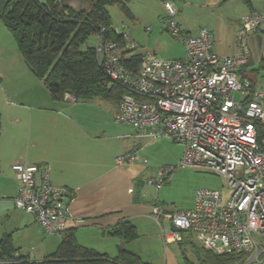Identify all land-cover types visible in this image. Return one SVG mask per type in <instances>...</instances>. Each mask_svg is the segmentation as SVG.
Returning a JSON list of instances; mask_svg holds the SVG:
<instances>
[{
	"label": "built area",
	"instance_id": "2783aa9c",
	"mask_svg": "<svg viewBox=\"0 0 264 264\" xmlns=\"http://www.w3.org/2000/svg\"><path fill=\"white\" fill-rule=\"evenodd\" d=\"M162 4L165 30L184 45L181 58H162L143 50L140 64L130 68L122 59L135 52L137 44L126 32L115 30L122 34V43L105 37L102 30L95 34L97 61L112 80L128 89L114 120L132 126L140 136H164L179 142L183 146L179 165L227 179L231 189L227 199L218 189L199 188L190 208L171 212L160 204L153 206L157 221L165 218L177 227L164 233L167 241H179L182 234L193 232L208 250L244 252V264H264V151L258 148L256 133V125H264V85L253 86L243 74L249 57L244 37L264 26V14L245 13L237 34L240 49L233 55H219L208 28L187 34L175 19L173 2L163 0ZM260 52L264 61V45ZM235 92L240 94L237 100ZM64 97L76 100L68 92ZM138 157L136 149L116 156L115 162L130 163ZM175 167L164 166L147 183L161 189ZM11 169L18 181L15 207L34 215L48 234L65 236L71 190L50 182L46 163L14 162Z\"/></svg>",
	"mask_w": 264,
	"mask_h": 264
},
{
	"label": "crops",
	"instance_id": "0c3cea01",
	"mask_svg": "<svg viewBox=\"0 0 264 264\" xmlns=\"http://www.w3.org/2000/svg\"><path fill=\"white\" fill-rule=\"evenodd\" d=\"M5 1L0 0L1 11ZM181 1L183 10L193 5L218 9L216 15L206 19L204 26L211 31L213 49L219 55H233L240 49L237 34L241 17L245 13L254 10L264 14V0H241L230 7H225L229 0ZM133 18L132 14L131 19ZM182 22H178L179 26L189 35H195L200 27H194L185 19ZM161 29L165 30L163 26ZM150 32L151 27L146 33ZM244 41L249 57L243 74L252 81L253 86H263L264 82L259 77L264 75V61L260 52L261 46L264 45V30L258 28L246 35ZM151 51L157 53L155 50ZM22 64L12 67L11 70L16 73L15 80L24 78L27 84L15 83L9 90H0V124L4 125L5 121H10L14 125L9 134L13 142L12 158L5 163L0 162V216L10 220L6 226L0 225V237L4 233H10L14 238L16 230L26 231L32 242L36 243L37 249L45 252L42 258L56 249L60 240L49 239L53 234L48 233L50 236L38 239L40 231H43L40 234L42 236L46 234L45 230L38 224L34 215L15 207L13 202L18 181L11 164L46 163L49 165L50 182L66 186L72 192L67 207L68 228L74 231L77 241L113 258L119 248H125V242L120 237L109 234V228L121 220H129L138 231V223L134 221L136 218L160 222L152 214L153 206L161 205L159 199L151 204L147 213L137 207L140 206L136 203L140 198L137 193L134 195L136 190L132 184L136 186L137 182H141L136 188L140 190L142 187L135 167V162L142 160L140 156L130 163L115 162L116 156L136 150L135 142L143 136L132 126L114 120L118 104L113 101L98 97L75 101L69 98L53 100L43 82L30 71L23 59ZM6 131L9 133L8 128L3 127V132ZM24 138L28 141H24ZM171 179L172 177L168 181ZM130 188L132 191H129ZM193 202L194 197L187 208H190ZM87 235L116 237L118 240L115 253L110 255L101 246L97 247L83 239ZM16 248L20 253L19 247Z\"/></svg>",
	"mask_w": 264,
	"mask_h": 264
},
{
	"label": "trees",
	"instance_id": "16d2710c",
	"mask_svg": "<svg viewBox=\"0 0 264 264\" xmlns=\"http://www.w3.org/2000/svg\"><path fill=\"white\" fill-rule=\"evenodd\" d=\"M68 0H6L0 13V21L13 35L23 61L40 79L53 100H62L70 93L76 100L94 97L119 103L128 89L112 80L105 68L97 61L94 46L82 45L91 34L103 32L104 36L124 42L123 36L111 27L106 6L117 4L132 17L128 8L130 0L90 1L86 11L74 12L67 6ZM127 54V53H126ZM140 52H132L122 59L127 67H137ZM2 77L0 76V83ZM258 148L264 151V125H256ZM141 182H137L139 187ZM108 233L124 240L138 237L136 226L129 220H121L108 229ZM54 252L41 260H31L14 247L10 233L0 237V264H97L104 261L122 264H151L125 248H119L113 258L81 245L71 228ZM197 262L188 264H244V252L216 253L201 246Z\"/></svg>",
	"mask_w": 264,
	"mask_h": 264
},
{
	"label": "rangeland",
	"instance_id": "374dc122",
	"mask_svg": "<svg viewBox=\"0 0 264 264\" xmlns=\"http://www.w3.org/2000/svg\"><path fill=\"white\" fill-rule=\"evenodd\" d=\"M171 1L177 9L175 19L181 23L185 19L194 27L197 26V28L199 26L205 27L206 19L218 13L217 8L206 9L207 7L203 5L201 7L198 5L188 6L183 10L181 0ZM240 2L241 0H229L225 7L235 6L236 3ZM106 8L110 15L112 29L126 32L133 39V42L137 44L135 51L155 50L163 58L184 55L183 44L174 39L166 30L161 29L162 26L164 28L163 18L165 17L162 0H130L128 8L133 14V19L127 16L117 4L107 5ZM146 26L151 27L149 34L145 31ZM95 41L96 35L91 34L82 45V48L94 46ZM22 59L23 57L18 50L13 35L0 21V75L3 77L0 83V90L2 88L9 90L15 86V83L22 82V84H27L24 78L15 80L14 74L16 73L11 70L12 67L22 64ZM10 60L14 62L11 63ZM15 63L17 64L12 65ZM11 74L13 75L11 76ZM259 79L264 82V75L260 76ZM233 95L235 100L240 96L238 92ZM0 126V162L5 163L9 158H12L14 152L11 146L13 142L9 135L14 125L10 121H5L4 125L0 124ZM3 127H7L9 133L7 131L3 132ZM131 139L133 140V138ZM24 141L27 142L28 140L24 138ZM134 149H138L141 158L147 159L146 162L142 160L135 162V167L139 174L138 177L142 181V187L138 190L132 184L136 190L134 195L137 193L140 198L136 202L140 205L137 207L138 209L141 208L145 213L148 212V208H151V204L158 199L165 210L176 211L185 209L191 205V201L199 188L218 189L224 199H227L231 192L224 176L190 166L179 165L183 146L168 137L145 135L137 138ZM167 165L176 166L170 181L165 182L159 190L147 183V178L155 176L159 169ZM8 221L10 220L3 215L0 216V225L6 226ZM134 221L138 223V237L133 241L125 242L124 247L139 255L141 260L151 264H188L189 261L191 263L197 262L198 250L202 245L193 232L184 233L181 240L170 242L166 240L164 235V233L171 230L167 219L160 220L159 223L151 219L141 220L140 218H136ZM0 229H2L1 226ZM42 233L43 231H40L38 239L50 236L47 232L41 236L40 234ZM49 239L59 241L61 238L58 235H51ZM83 239L92 242L97 247L101 246L110 255L116 251L115 247L118 240L116 237L107 238L87 235ZM13 244L15 247H19L22 255L28 254L31 260H40L45 253L41 249H37L36 243L31 240V236L27 235L26 231L23 230L15 231Z\"/></svg>",
	"mask_w": 264,
	"mask_h": 264
},
{
	"label": "water",
	"instance_id": "95a60500",
	"mask_svg": "<svg viewBox=\"0 0 264 264\" xmlns=\"http://www.w3.org/2000/svg\"><path fill=\"white\" fill-rule=\"evenodd\" d=\"M66 4L74 12H80V11H86L90 7L91 2L84 0H68ZM260 30H264L263 25L260 26ZM240 111L242 112V109ZM169 225L171 230H177V227H175L172 223H169Z\"/></svg>",
	"mask_w": 264,
	"mask_h": 264
}]
</instances>
